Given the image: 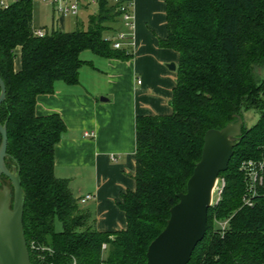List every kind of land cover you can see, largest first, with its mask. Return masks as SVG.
Returning <instances> with one entry per match:
<instances>
[{
	"label": "trees",
	"instance_id": "trees-1",
	"mask_svg": "<svg viewBox=\"0 0 264 264\" xmlns=\"http://www.w3.org/2000/svg\"><path fill=\"white\" fill-rule=\"evenodd\" d=\"M95 1L97 13L86 29L54 30L42 38L33 33L32 0L0 7L4 162L19 176L31 264H146L149 244L165 228L200 159L204 134L250 110L258 119L243 129L227 170L218 176L220 200L208 209L206 234L188 264H264V180L253 206H244L240 171L264 149V0H165L167 37L159 44L178 54L171 113L135 118V188L117 202L126 227L113 233L95 230L68 181L54 175V148L66 132L64 122L57 114H35L37 96L51 94L56 81L78 84L82 52L131 58L130 48L113 49L112 31L105 35L119 18L117 5ZM17 49L20 69L14 71ZM226 220L221 234L215 224Z\"/></svg>",
	"mask_w": 264,
	"mask_h": 264
},
{
	"label": "crops",
	"instance_id": "crops-1",
	"mask_svg": "<svg viewBox=\"0 0 264 264\" xmlns=\"http://www.w3.org/2000/svg\"><path fill=\"white\" fill-rule=\"evenodd\" d=\"M66 1L78 3L77 16L59 15L44 1L32 0L33 30L86 29L89 18L97 13L96 1ZM34 4L48 10L47 24L36 26ZM165 11V0H133L132 32L119 19L111 26L114 34H131V58L104 59L84 51L77 85L56 81L51 94L36 98V116L57 114L66 127L54 148V175L68 181L71 194L89 213L90 225L98 232L113 233L126 227L117 202L122 193L135 188V118L171 113L178 54L159 44L167 37ZM170 64L175 65L174 71L167 68ZM19 69L17 49L14 71ZM86 195L92 199L81 203Z\"/></svg>",
	"mask_w": 264,
	"mask_h": 264
},
{
	"label": "water",
	"instance_id": "water-1",
	"mask_svg": "<svg viewBox=\"0 0 264 264\" xmlns=\"http://www.w3.org/2000/svg\"><path fill=\"white\" fill-rule=\"evenodd\" d=\"M174 71L175 65H167ZM5 98V85L0 79V105ZM106 101V99H101ZM247 129L243 115L216 130L204 134L199 161L195 164L184 193L169 210L163 231L149 244L146 264H188L191 255L206 234L207 213L220 173L227 170L235 143ZM0 180L6 177L13 188L11 209L7 192L0 199V264H31L22 226L23 196L18 173L5 166L7 132L0 125Z\"/></svg>",
	"mask_w": 264,
	"mask_h": 264
},
{
	"label": "built area",
	"instance_id": "built-area-1",
	"mask_svg": "<svg viewBox=\"0 0 264 264\" xmlns=\"http://www.w3.org/2000/svg\"><path fill=\"white\" fill-rule=\"evenodd\" d=\"M18 0H0V7L7 8L11 3ZM45 3L51 5L55 11L62 16H77L78 14V3L67 2L66 0H42ZM113 5H117L119 12V20L123 23L126 31L132 32L133 30V0H107ZM34 35L36 37L42 38L45 36L46 31L44 30H34ZM111 41L113 49L120 50L124 48L131 47V34L125 31H118L108 38ZM140 84V81H138ZM240 171L243 173L244 183H245V193L242 197V202L244 206L252 207L254 202V197L257 195V187L263 183L264 180V149L261 152V155L258 159H250L244 161L240 166ZM219 184V185H218ZM223 187V180H217L213 194L216 193L215 200L212 195L211 206H214L220 200L221 192ZM92 199L91 195L84 196L80 202L84 203ZM228 221L216 222L215 226L219 229L222 234L227 227ZM106 246H102V250H105Z\"/></svg>",
	"mask_w": 264,
	"mask_h": 264
},
{
	"label": "rangeland",
	"instance_id": "rangeland-1",
	"mask_svg": "<svg viewBox=\"0 0 264 264\" xmlns=\"http://www.w3.org/2000/svg\"><path fill=\"white\" fill-rule=\"evenodd\" d=\"M33 12H34V21H35L36 26H41L42 24H45V23L47 24L46 12L48 14V10L38 6L37 4L36 5L34 4ZM110 26H111V24H110ZM110 33H111V30L106 31L105 35L106 36L110 35ZM243 117H244V120H245V125L248 128V127H251L257 121L258 114L255 111L250 110V111L244 112L243 113ZM3 177L4 176H2L1 180H0V186H1L0 187V199H3L2 197L5 195V192H7L6 195H8L10 205H12L13 188H12V185H11L10 181L6 177L5 178H3ZM215 198H216V193L213 194V199L215 200ZM54 226H55V231L56 232H60L61 231L62 227H61V224H60L59 221L56 220Z\"/></svg>",
	"mask_w": 264,
	"mask_h": 264
}]
</instances>
